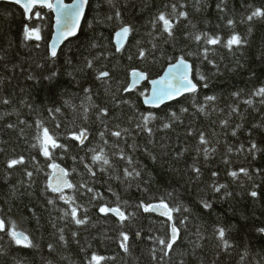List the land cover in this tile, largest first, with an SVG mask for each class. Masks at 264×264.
I'll return each mask as SVG.
<instances>
[{
	"label": "trees",
	"instance_id": "trees-1",
	"mask_svg": "<svg viewBox=\"0 0 264 264\" xmlns=\"http://www.w3.org/2000/svg\"><path fill=\"white\" fill-rule=\"evenodd\" d=\"M113 3L115 8L109 6L107 0H90L79 38L68 41L55 61L48 57L53 12L38 7L34 12L39 11L42 19L32 16L28 20L19 6L7 3L0 6V57H3L0 59V101L9 100L7 105L0 102V149H3L0 151V219L6 221L5 232L10 227L7 222L14 221L36 245L34 248L18 246L5 232H0V264H48V261L87 264L92 254L104 257L101 264H264V233L259 231L264 227V151L255 153V158L249 154L251 142L264 149V104L251 96L256 88L264 86V20L247 22L245 19L255 7H264V0H226L223 13L217 9L220 0H113ZM173 3L178 10L187 11L189 18H181L175 24V39L165 43L166 34L159 31L148 34L152 32L149 21L161 10L170 12L171 8L164 6ZM181 4L185 6L182 9ZM115 10L122 13L123 21L135 25L137 31L130 37L126 52L110 56L120 21H98L113 15ZM228 19L235 23L229 26ZM26 24L41 29L40 41H23ZM233 32L244 37L246 43L229 51L224 44ZM196 33L218 35L221 43L207 45L202 39L197 44L191 38ZM90 40L99 46L92 48ZM137 41L146 51L147 59L138 58ZM37 43L39 48L35 47ZM205 47L208 48L207 59L203 57ZM189 52L195 53L186 55L193 64L194 77L206 76L208 85L204 88V82H200L195 101L186 95L163 108L150 109L140 95L141 91L148 94V82L130 92L122 91L130 84L133 69L156 79L176 57ZM102 53L107 59L102 56L92 69L85 66L86 60ZM69 58L71 64L66 63ZM100 70L110 71L111 79L107 83L96 79ZM53 71L57 73L55 79H45ZM84 89L91 92L85 93ZM236 92L240 93L238 97L233 95ZM87 95H91V102L97 107H88L85 113L81 104L88 105ZM205 96L217 99L206 101ZM66 99L71 100L75 110L64 106ZM246 99H252L253 104H245ZM24 100L32 108L23 104ZM55 107L61 111L50 114L48 109ZM100 107L108 109L107 117L97 118ZM200 107L204 108L203 112L199 111ZM182 108L188 111L181 112ZM147 111H153L158 117L149 125L153 129L151 137L144 131H135L140 113ZM172 112L179 119L165 129L163 124L169 122ZM20 120L26 123L20 124ZM37 120L56 137L57 143L66 146V150H51V160L46 159L38 147H32L38 143L35 139ZM9 123L15 127L8 129ZM57 124L60 127H56ZM81 128L88 130L83 146L71 138V133ZM125 128L131 135L124 133L120 140L110 134ZM102 131L107 144L100 138ZM201 132L209 141L207 145L199 143ZM116 144L133 158L134 166L142 173L140 178L131 180V187L110 178L109 173L100 172L99 165H93L91 160L89 148L97 152L103 149L115 168V172L110 170L111 177H123L127 164L113 155L119 150L113 146ZM203 147L209 149L207 159L198 151ZM180 153L182 155H178ZM20 155L25 157V164L7 169L6 160ZM53 162L68 170L75 187L64 195L73 197L81 206L79 214L87 215L86 225L77 226L70 216H64L68 205L56 194L45 191L47 174L52 172L48 165ZM193 164L201 169L199 180L192 172ZM85 165L94 168L95 177L88 173ZM241 168L248 169L252 179L240 173ZM25 170L33 172L31 181ZM231 171L238 172V179L229 175ZM6 172L10 173L7 177ZM213 172L217 173L215 177ZM214 182L226 187L214 192ZM81 184L92 187L102 198L91 200L93 193H88ZM252 190L257 191L256 198L249 195ZM169 192L173 193L171 198L167 196ZM50 198L55 200L54 205L47 203ZM161 198L170 206L183 204L191 209L173 214L174 222L181 229V239L163 261L159 260L161 246L154 240L166 238L171 222L137 207L141 201L155 204ZM201 199L209 201L212 209H203ZM106 203L110 206L119 203L126 215L135 212V216L121 225L115 216L99 213L98 206ZM184 217L187 220L181 225ZM216 225L230 229L227 239L232 247L227 251L214 236ZM122 231L130 237L127 254L120 248ZM73 232L78 233L75 238ZM61 234L65 241H60ZM49 244L55 251H49ZM153 248L156 249L155 261L150 254Z\"/></svg>",
	"mask_w": 264,
	"mask_h": 264
},
{
	"label": "snow or ice",
	"instance_id": "snow-or-ice-1",
	"mask_svg": "<svg viewBox=\"0 0 264 264\" xmlns=\"http://www.w3.org/2000/svg\"><path fill=\"white\" fill-rule=\"evenodd\" d=\"M12 3L19 5L27 18L31 19L32 16H35L37 18H41V13L39 11H36L33 13V9L35 8H46L52 12L55 13V27H56V34L51 42V44L48 46V57L51 58L53 61L58 59V46L63 43L64 41H69V38H79L78 33L82 32L81 29V20L85 19L86 13L85 9L89 5V0H74L71 4H65L64 0H11ZM107 3L109 6L115 8V5L113 3V0H107ZM165 9L171 8V11H159L150 21V25L152 28V32L148 33L149 35H152L153 32L159 31L161 34H166L165 43L168 42V39H175V33H174V27L176 23L180 22V19L188 20L189 14L187 11H181L178 10L177 5L175 3L164 6ZM185 6L183 4L180 5V8H184ZM226 0H220V3L217 4V9L223 13L226 10ZM247 22H252L254 19L264 20V7H255L249 14L245 17ZM120 21V23L117 25L118 30L115 31V44H114V50L112 52H109L108 55L114 56L116 54H123L127 51V48L125 45L129 41V37H131L136 31V27L133 24H130L128 22H125L122 20V13L119 10H115L113 15H107L104 20L98 21V23H104L105 21ZM235 23L233 19H228L227 24L229 26H232ZM91 25H89L90 27ZM193 28L196 26L193 24ZM249 32H251V28H249ZM23 41L29 42V41H40L42 39L41 37V29L39 27L33 26L29 27L27 24L23 28ZM194 42L199 44L201 40L203 39L205 44L207 45H217L221 43V37L220 36H210L208 33H196L192 35L191 37ZM70 42V41H69ZM246 43V39L242 37L240 34L233 32V34L226 40V43L224 44L225 47L229 49V51H232L233 48H239L242 45ZM137 44V55L139 59H147L146 51L143 48L139 47L140 41L136 42ZM90 46L92 48H97L99 45L97 43H93L90 40ZM35 47L39 48L40 45L37 43L35 44ZM156 48V45L153 44V49ZM186 55H195V53L189 52L187 54H181L178 57L175 58V62L170 63V66L167 68L165 74L160 77L159 79H150L148 73L133 69L130 73L131 75V83L128 84L126 87L122 88V91L127 93L132 91L140 81H147L149 84H151V94L148 95L145 91H141L140 95L144 97V104L149 105L150 108H159L162 104H164L166 101H176L180 97L191 96L193 98V101H195V98L200 90L201 83L204 88H207L208 85L206 83L207 77L200 74L196 77L193 76V64H191L187 59ZM103 56L104 59H107V56H105L103 53L101 56H94L91 60H86V67L89 69H92L94 67V62L99 61L101 57ZM203 57L204 59L208 58V48H204L203 50ZM129 59H132L131 56L128 57ZM0 59H3V57H0ZM211 63V61H209ZM66 63L71 64L72 60L71 58L66 60ZM57 73L53 71L49 76L45 77V79L52 81L55 79ZM71 75V74H70ZM29 79H34V77L29 76ZM97 80H100L102 83H107L111 79V73L108 70H100L97 73L96 76ZM85 93H90V89H84ZM107 91V89H106ZM234 96H239L240 93L236 92L233 93ZM252 97L259 98V102L261 104H264V86H260L256 88L252 93ZM85 99L89 102L87 106H85L83 103L81 104V107H84L85 113L88 110V107H97L96 105L92 104V97L91 95H87ZM217 99L216 96H205L206 101H215ZM3 104L7 105L9 104L8 99H3ZM124 103H129V101L124 100ZM23 104H25L27 107L32 108V105L28 103L27 100L22 101ZM244 103L247 105H252L253 100L252 99H246L244 100ZM64 106L72 107L73 110H75V106L72 105L70 99L64 100ZM195 106V103H194ZM233 111H237L236 108L232 109ZM50 114L58 113L61 111V108L55 107V108H49L48 109ZM187 108H182L181 112H187ZM199 111L203 112L204 108L200 107ZM109 115V111L107 108L100 107L99 108V115L98 119H102L104 117H107ZM158 117L153 111H147L146 113H140L139 121L136 123L135 131H144L148 134L149 137L153 135V129L149 126L153 121L157 120ZM179 117L175 112H172L170 115L169 122H166L163 124V127L165 129H168L172 126L173 123H175ZM103 122V120H102ZM20 124H25L26 121L20 120ZM224 124H227V121H224ZM8 129H12L15 127V125L9 123L6 125ZM56 127H60L59 124L56 125ZM255 127V125H254ZM36 128L38 129L37 135L35 139L37 140V144H33V148H37L39 152L48 160L52 159V151L54 149H65L66 146L60 143H57L56 137L50 133L49 129L45 127L41 121H36ZM117 128H119V125H117ZM107 130V129H106ZM23 131V130H21ZM124 133H127L131 135V131L127 128L122 130H114L111 131V136L117 138V140H120ZM190 135L192 133H189ZM100 138L104 140L105 132L102 131L99 133ZM232 135L235 136L236 132L233 131ZM71 138L75 141H78L81 146L85 144V141L88 139V130L85 128L79 129V131H74L71 133ZM125 142H127L125 140ZM104 143L107 144L108 141L104 140ZM199 143L200 145H207L209 141L206 139L205 134L203 132L199 135ZM114 147L118 148V152L113 153V155H118L120 160H123L126 162L127 167L123 169V177L116 175L114 177H111L110 170L112 172H115L114 165L110 163V159L108 155L104 152L103 149H101L99 152L96 151L94 148H89L88 151L92 153L91 160L93 162V165H99V171L104 173H109L110 178H115L118 180H121L122 183H127V187H131V180H136L137 178H140L142 173L140 170H138L134 166V160L133 158L124 152L122 148H119V145H113ZM129 147H135L134 145H129ZM0 151H3V149H0ZM198 151H202L204 153L205 159L208 158L209 155V149L208 147H203L202 149H198ZM212 151H215V149H212ZM231 151V149H229ZM264 151V149H261L259 145L256 142H251L249 147V154L255 158V153ZM182 155V153L178 154ZM153 160H155V157H152ZM227 163V161H225ZM25 164V157L23 155L20 156H12L11 158H8L6 160V168L9 170L15 169L19 165ZM53 171L48 175V179L45 185V191L51 192L53 194H56L57 198L61 201H63L66 205H68V210L63 211L64 216H70L72 221L77 226H83L88 223V217L87 215L81 216L79 214V209L81 206L77 205L75 203V200L73 197H67L64 195L65 189H74V185L69 182L66 177L68 176V172L61 168L56 163H51L48 165ZM88 173L92 176H96V171L93 167L89 165H85ZM39 171V169H37ZM192 172L195 174V179L199 180L201 175V169L199 167H196L195 164L192 166ZM240 173H242L245 177H248V179H252L251 174L249 173L248 169L241 168L239 170ZM257 172H260V169H257ZM10 173L6 172L5 176L7 177ZM25 174L28 177V179L31 181V178L33 177L32 171L25 170ZM217 173L213 172L212 176L215 177ZM229 175L233 179H238V172L231 171L229 172ZM80 187L86 188L88 193H93V196L91 197V200H95L100 197L99 193H95L94 189L92 187H89L87 184H81ZM139 187V185H137ZM213 191L214 192H220L221 189H224L226 185L219 184L217 185L215 182L213 183ZM228 194V193H226ZM230 195V194H229ZM249 195L253 198H256L258 196L257 191L252 190L250 191ZM169 198L173 196V193L169 192L167 194ZM117 201H119V196H117ZM48 204L54 205L55 200L54 199H48ZM126 203V202H125ZM200 204L203 209L210 210L212 209V204L204 199L200 200ZM138 208L143 209L145 213L149 212H155L159 215L166 217V220L168 222H171L169 224L170 232L166 236V238L157 237L156 240H154V243H158L160 247L161 256L159 258L160 261H163L164 257H168L171 252L174 251V246H177L180 239H181V229L177 226V224L174 222V213L178 212H190L191 209L184 206L183 204H177L175 206H170L164 198H161L158 203H146L141 201L138 205ZM98 211L100 214H103L105 216H108L109 214L115 216L118 221L123 225L126 221H129L132 217L135 216V212L125 214V211L121 209L119 203H117L116 206H110L109 204H101L98 206ZM87 212V209H85V213ZM187 220V217H184V220H181L180 223L183 225L185 221ZM10 224V227L5 232L6 229V221L4 219H0V232H5L7 236L10 237L11 241H13L18 246H23L24 248H34L36 245L33 243V241L29 238L27 234H25L24 231L19 230L16 223L14 221L7 222ZM230 231L228 227H225L223 225H216L214 227V236L218 239L220 242L219 246L223 248V250L227 251L232 245L230 244L229 240L227 239V234ZM259 231L261 233H264V227L260 228ZM61 233H63V230L61 229ZM78 235L77 232H73L72 236L75 238ZM140 233H137V236H139ZM120 236L122 237V240L120 242V248L127 254L129 252V244L128 241L130 239L129 235L125 232H121ZM60 241H65V236L61 234L59 236ZM199 247V245H197ZM49 251L53 252L55 251L52 244L48 245ZM151 256L152 259L155 261L157 260L156 256V249L153 248L151 250ZM243 259V257H242ZM104 260V257L98 256L96 254H92L90 259H88L87 264H101V262ZM17 264H20V262H17ZM48 264H52V261H48Z\"/></svg>",
	"mask_w": 264,
	"mask_h": 264
},
{
	"label": "water",
	"instance_id": "water-1",
	"mask_svg": "<svg viewBox=\"0 0 264 264\" xmlns=\"http://www.w3.org/2000/svg\"><path fill=\"white\" fill-rule=\"evenodd\" d=\"M90 1V0H89ZM53 2H54V0H53ZM74 2V0L72 1V2H66V0H64V3L65 4H71V3H73ZM5 3H7V4H14V3H12L11 2V0H0V6L2 5V4H5ZM16 5V4H15ZM17 6H19V5H17ZM20 7V6H19ZM88 7H89V5L86 7V9H85V13L87 14V11H88ZM21 8V7H20ZM36 9V8H35ZM35 9H33V12H34V10ZM53 15H54V27H53V35H52V38H51V41H50V44H51V42H52V40H53V38H54V36H55V34H56V27H55V13L53 12ZM86 17V16H85ZM28 20H30L29 18H27ZM84 20L85 19H82L81 20V28H82V25H83V23H84ZM80 33H78V35H79ZM72 39H75V38H69V41L70 40H72ZM129 39H130V37H129ZM68 41H64L63 43H61L59 46H58V49H57V51H58V54H59V52H60V50H61V48L67 43ZM129 42V41H128ZM49 44V45H50ZM114 44H115V34H114ZM128 44V43H127ZM126 44V45H127ZM126 45H125V47H126ZM190 62V61H189ZM191 63V62H190ZM192 64V63H191ZM170 66V64L166 67V69H165V71L163 72V74L160 76V77H162L164 74H165V72H166V70H167V68ZM193 76H194V69H193ZM160 77H158V78H156V79H159ZM145 82H147V81H140L139 82V84L134 88V89H137V88H139V87H141ZM130 83H131V75H130ZM150 85V89H149V92H148V95H150L151 94V84H149ZM133 89V90H134ZM181 98H183V97H180V98H178V100L179 99H181ZM143 101H144V99H143ZM177 101V100H176ZM173 102H175V101H166L164 104H162L159 108H150V106L149 105H146V104H144L147 108H150V109H160V108H163V107H165V106H167V105H169V104H171V103H173ZM144 103V102H143ZM61 168H63V169H65L67 172H68V170L63 166V165H61V164H58ZM53 171V170H52ZM66 179L69 181V182H71L70 181V177H69V172H68V176L66 177ZM68 189H65L64 190V192L65 191H67ZM152 213H154V214H156V215H158V216H161V215H159L158 213H155V212H152ZM161 217H163V216H161Z\"/></svg>",
	"mask_w": 264,
	"mask_h": 264
}]
</instances>
